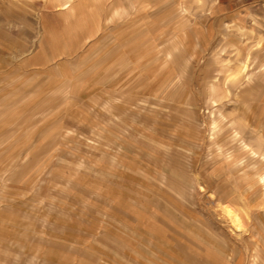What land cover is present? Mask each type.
I'll return each instance as SVG.
<instances>
[{
    "label": "rangeland",
    "instance_id": "1",
    "mask_svg": "<svg viewBox=\"0 0 264 264\" xmlns=\"http://www.w3.org/2000/svg\"><path fill=\"white\" fill-rule=\"evenodd\" d=\"M50 1L0 0L2 90L54 72L47 41L69 21ZM73 1L60 5L73 9ZM145 1L163 20L155 27L161 47L178 50L169 66L145 78L129 75L126 60L120 75L111 70L94 87L81 76L70 92L87 59L86 45L76 49L86 29H71L60 54L71 73L47 79L43 107L30 105L5 131L3 143L16 129L39 141L28 173L35 187L14 199L30 198L21 208L44 228V236H24L26 247L53 250L40 258L11 251L27 244L15 234L1 241L0 258L12 255L3 264H124L123 252L137 264L264 263V3ZM252 74L259 79L248 83ZM29 148H1L0 156ZM9 200L2 196L0 207Z\"/></svg>",
    "mask_w": 264,
    "mask_h": 264
},
{
    "label": "crops",
    "instance_id": "2",
    "mask_svg": "<svg viewBox=\"0 0 264 264\" xmlns=\"http://www.w3.org/2000/svg\"><path fill=\"white\" fill-rule=\"evenodd\" d=\"M60 3V0H51L49 6L66 15L69 24L67 27L68 29H66L64 33H69L71 29H86L85 33L80 35L81 40H78L76 49H80L82 46L86 45L85 55L87 59L84 69H78V73H76L77 77L70 78L69 81L72 89L70 92H76V88L83 85L81 84L83 80L81 76H85L84 79H86L87 83L94 87L103 80L105 75L113 73L111 70L116 69L117 71L113 74L120 75L122 70H124L122 67H124L126 60L131 64V70L127 71L129 75L149 76L151 78V69H154L156 66H159L160 69L169 66L171 62L169 53H178L175 43H170L166 50L161 47L162 43H160V37L158 38L157 33H155V27L159 25L162 27L164 24L163 20L159 21L160 14L157 10L151 9L147 11V8L150 7H148L145 0H74L73 9L63 8ZM11 8L13 9V6ZM177 16L182 18L181 21H179L182 25L188 22V19L183 13L181 14L178 12ZM182 29V33L185 35L187 31L184 30L185 28ZM168 32L169 31L166 30L165 34L167 35ZM64 33L56 42H54V40L47 41L51 51L48 55V61H56L53 65L55 66V68L53 67L54 72H52L51 75H45L38 71L39 74L42 73V75L47 76V78H43L42 81L40 80L41 82L35 85L24 83L23 81V83L12 84L11 89L2 90V88H0V149H10L17 146L25 147V145L30 147L25 152H17L14 155L8 154L7 151L4 156H0V198L2 196L10 198L9 202L3 203L4 205L0 207V245L3 246L1 241H3L4 238H7L9 241L13 239V235L17 234L22 237V240H20L22 243H27L23 244L26 249H8L15 252H32L39 258L43 256L41 253L52 251L53 249H47V247H44L43 243L35 244L33 250L26 247L29 241L27 240L28 238L25 239L24 236H44V228H40L39 224L31 222L28 213H25L23 208H21L24 203L30 202V198L21 199L16 202L18 196L23 198L24 196L28 197L26 194L31 190L30 188L32 187V189H34L35 187V185H33L34 183L29 185L28 182L31 177H29L28 173L31 165L30 162L35 159V154H37L35 153V149L39 145V141L33 142L38 145H31L30 141L34 138L33 135L29 133L23 135L21 132L17 131V129L14 132L12 130V134L15 135H13V137L11 136V138L9 137L8 143H3L1 139L11 134V131L8 133L5 131L11 130L16 122L23 121L26 116H24V114H28L30 105L34 104V107L38 105L37 109H40L41 106L43 107L46 101L44 85L47 79H56L57 76H67V74L71 73V69L68 68L69 63L62 61L60 54H65L66 47L72 44V39L75 37H71L72 39L69 37L63 40L65 39ZM50 34L55 36V32L52 30L49 32V35ZM76 34L78 33L76 32ZM55 37L58 38V36ZM60 43H63L64 46L61 47L62 52L57 53V44L60 45ZM179 43L187 50L184 38H179L177 44L180 45ZM242 43L241 41L240 44ZM76 49H73L72 52ZM90 56H92L91 59H89ZM159 59H161L160 62L158 61ZM77 60L76 66L78 67L80 61ZM154 74L155 76L157 75L156 73ZM179 74L180 73H173L168 75L167 79L163 80L162 85H165ZM54 90L55 89L52 91ZM32 101L35 102L31 103ZM22 135L23 137H21ZM2 153V150H0V155ZM18 174L19 176L21 175L20 178L18 180L13 179L14 175L17 176ZM27 183L28 185H26ZM32 200L34 201V199ZM8 235L10 236L8 237ZM0 251L3 252L1 249ZM123 251L126 252V247L123 248ZM5 253L6 260L0 258V264L12 262L8 259L11 258L12 255H10L8 251ZM123 254L127 258L126 261L124 259V264L125 262H128V264L139 263L124 252ZM29 255L30 254H28V256ZM252 264H256L255 261Z\"/></svg>",
    "mask_w": 264,
    "mask_h": 264
},
{
    "label": "bare ground",
    "instance_id": "3",
    "mask_svg": "<svg viewBox=\"0 0 264 264\" xmlns=\"http://www.w3.org/2000/svg\"><path fill=\"white\" fill-rule=\"evenodd\" d=\"M263 71H264V69H263ZM262 73H264V72H262ZM257 79H259L258 77H257V75L256 74H252V76H249L248 78L246 77V79L245 80H247L248 81V83H251V82H257ZM247 84V83H246ZM250 85V84H249ZM248 87V86H247ZM250 87V86H249ZM253 87V86H252ZM252 88H250V90H251ZM258 89V88H257ZM246 90V89H245ZM235 135H237V133H235ZM236 137V136H235ZM238 138H240V136L238 137ZM247 148V147H246ZM253 152H255L254 150H253ZM257 154V153H256ZM249 155V154H248ZM251 156V155H250Z\"/></svg>",
    "mask_w": 264,
    "mask_h": 264
},
{
    "label": "built area",
    "instance_id": "4",
    "mask_svg": "<svg viewBox=\"0 0 264 264\" xmlns=\"http://www.w3.org/2000/svg\"><path fill=\"white\" fill-rule=\"evenodd\" d=\"M258 1H261V2H263V3H264V0H258Z\"/></svg>",
    "mask_w": 264,
    "mask_h": 264
}]
</instances>
